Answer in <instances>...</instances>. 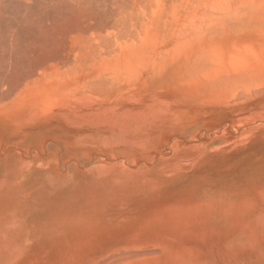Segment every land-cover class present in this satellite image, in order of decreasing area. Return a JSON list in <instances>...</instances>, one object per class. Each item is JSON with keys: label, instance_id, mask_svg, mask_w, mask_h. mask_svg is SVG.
<instances>
[{"label": "rangeland", "instance_id": "374dc122", "mask_svg": "<svg viewBox=\"0 0 264 264\" xmlns=\"http://www.w3.org/2000/svg\"><path fill=\"white\" fill-rule=\"evenodd\" d=\"M15 20L6 23L16 29ZM2 54L1 71L11 62ZM123 104L73 100L62 120L36 124L0 108V264H40L81 238L108 248L153 222L169 253L199 246L215 264L233 254L221 202L264 185V101L237 111L162 97L139 109Z\"/></svg>", "mask_w": 264, "mask_h": 264}, {"label": "bare ground", "instance_id": "6f19581e", "mask_svg": "<svg viewBox=\"0 0 264 264\" xmlns=\"http://www.w3.org/2000/svg\"><path fill=\"white\" fill-rule=\"evenodd\" d=\"M0 4V19L15 20L2 6L17 15V31L7 19L8 23L0 20V27L9 26L13 32L11 39V30L5 35L9 41L0 34V52H7L6 58L16 64L9 73L6 66L11 62L2 58L0 108L12 106L16 111L8 113L23 122L62 120L63 108L73 100L100 104L121 100L125 108L139 109L162 97L175 99L181 108L228 111L264 101V0H0ZM6 77L11 81L5 82ZM2 82L9 87H2ZM35 113L41 116L34 117ZM256 189L252 185L221 202L226 220L219 224L224 225V243L233 253L225 264H264V185ZM131 233L99 250L91 241L78 239L40 264H215L199 246L167 252L154 222ZM235 254L239 258L234 261Z\"/></svg>", "mask_w": 264, "mask_h": 264}]
</instances>
